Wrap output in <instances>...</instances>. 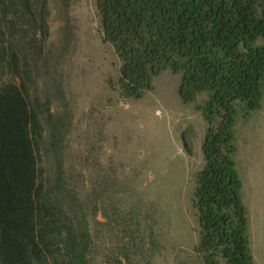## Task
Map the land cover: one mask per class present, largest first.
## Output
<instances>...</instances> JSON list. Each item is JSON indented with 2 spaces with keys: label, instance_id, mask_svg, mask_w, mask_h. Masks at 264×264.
<instances>
[{
  "label": "trees",
  "instance_id": "trees-1",
  "mask_svg": "<svg viewBox=\"0 0 264 264\" xmlns=\"http://www.w3.org/2000/svg\"><path fill=\"white\" fill-rule=\"evenodd\" d=\"M94 4L103 41L120 63L122 97L141 98L166 69L180 74L183 104L206 95L196 106L206 130L191 199L195 252L203 264H252L234 126L238 106L255 110L263 95L264 0ZM47 18L48 0H0V264H85L88 233L76 206L61 202L57 173L47 185L38 178L41 126L27 90L43 56Z\"/></svg>",
  "mask_w": 264,
  "mask_h": 264
},
{
  "label": "rangeland",
  "instance_id": "rangeland-1",
  "mask_svg": "<svg viewBox=\"0 0 264 264\" xmlns=\"http://www.w3.org/2000/svg\"><path fill=\"white\" fill-rule=\"evenodd\" d=\"M47 19L27 90L41 126L38 178L47 185L57 173L61 202L77 207L88 233L85 264H203L191 199L206 130L196 106L206 95L183 104L180 74L166 69L141 98H124L120 63L103 41L94 0H48ZM262 92L257 109L238 106L234 126L252 264H264Z\"/></svg>",
  "mask_w": 264,
  "mask_h": 264
}]
</instances>
